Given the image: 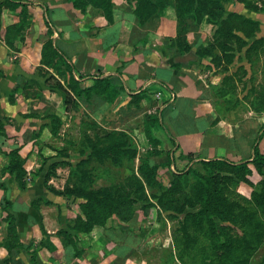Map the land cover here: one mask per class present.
I'll list each match as a JSON object with an SVG mask.
<instances>
[{
  "label": "crops",
  "instance_id": "obj_1",
  "mask_svg": "<svg viewBox=\"0 0 264 264\" xmlns=\"http://www.w3.org/2000/svg\"><path fill=\"white\" fill-rule=\"evenodd\" d=\"M18 1L28 6V24L36 28L49 23L52 29L49 38L59 47L67 62L76 67L75 77L82 86L93 85L97 77L113 79L120 94L113 103H104L106 107L112 106L117 113L116 120L124 124L146 119L144 130L140 129L138 136L143 137L144 142L138 143V149L140 154L153 150L161 152V157L151 159L153 163L166 162L170 156L172 167L181 170L201 160H252L254 144L263 134L260 117L253 111L247 112L245 117H237L243 104L231 114L219 107L224 99L218 98L211 87L221 85L227 74H220L210 58L196 55L201 46L211 41V26L203 24L199 30L190 32L188 41L192 50L181 54L174 43L177 19L173 8L140 26L134 14V3L128 0H113L115 13L110 22L93 6L82 12L66 0ZM5 18L7 13L3 14V30L10 25L5 23ZM9 50L6 40L0 38V68L6 75L0 85L12 89L25 72L9 60ZM26 58L30 61L29 56ZM158 92L162 93L160 98L156 96ZM239 98L243 102V97ZM96 99L99 97H94L92 104ZM0 103L3 107L2 99ZM149 116L159 119L156 126L149 125L158 140L156 146L145 132ZM8 146L10 148L11 144ZM259 146L264 152V134ZM8 148L3 147L5 151H9ZM187 155H193V160L186 159ZM156 158L163 161H156ZM7 162L0 152V183H6L9 188L23 249L9 250L0 246V264H32L31 257L24 250L32 243L39 250V264H149L139 255L133 237H128L112 252L98 254L91 245L86 246L83 256L76 258L73 248H65L56 235L66 228L67 199L49 191L43 175L20 190L8 174L1 173ZM39 198L51 202L55 208L54 205L59 206L58 212L54 214L52 205L47 209L41 205L33 206L32 202ZM4 202L5 193L0 188V205ZM6 215L0 208V244L8 235ZM48 243L54 246V251L47 246Z\"/></svg>",
  "mask_w": 264,
  "mask_h": 264
},
{
  "label": "trees",
  "instance_id": "obj_2",
  "mask_svg": "<svg viewBox=\"0 0 264 264\" xmlns=\"http://www.w3.org/2000/svg\"><path fill=\"white\" fill-rule=\"evenodd\" d=\"M66 1L82 12H86L89 6H93L102 11L109 22L113 20L115 13L113 0ZM128 1L134 3V14L140 26H144L155 17L163 16L168 8H173L177 19V37L174 43L181 54L191 52L192 46L188 41V34L199 30L205 18V22L214 28L212 41L206 46H201L196 55L199 58H210L212 64L214 63L212 60H222L221 55L227 49L222 48L223 40H231V45H238L239 41L240 44L236 46L243 48L248 45L245 40L254 37L257 28L260 27L259 21L236 13L225 17L224 4L229 0ZM5 11L23 15L20 23L7 26L6 31L9 32L27 23L30 15L27 4L22 1L0 0V37L3 31L2 15ZM239 31L244 39L235 33ZM257 43L260 44L258 48L264 52V44L262 45L260 41ZM47 50L58 57L64 66L62 71L60 66L57 67L59 74H66L73 82L70 90L63 88L61 84L59 86L65 94L66 104L73 105L75 110H78L83 105L90 107L93 98L97 96L108 103H113L118 98L120 91L112 78L97 77L93 85L84 87L81 81L75 79L76 67L67 62L59 47L50 38L45 45L44 58L48 56ZM213 52H217L218 55ZM45 65L50 64L45 61ZM228 76L224 77L221 85L211 87L218 98L224 99L219 107L226 109V112L235 110L242 104L237 97L235 104L230 105L229 80L231 81L232 78ZM5 77L4 71L0 68V81ZM12 91L9 95L11 104L14 102ZM255 92L258 93L253 88L250 94L254 95ZM248 103L252 111L257 113L264 111V108L258 107L254 100L251 102L248 100ZM30 117L34 116L30 115ZM50 117L51 133L57 135V125L62 122L56 114ZM147 119L145 132L148 139L156 146L158 140L153 136L149 125L156 126L159 119L156 116H149ZM7 120H10L9 117L4 116L0 111V140L9 137ZM106 137L95 139L89 134H84L82 149L79 153L85 158L71 170V177L78 178L76 190L79 191V196L83 197V201L79 204L82 215L77 217L74 225L59 230L56 235L61 238L65 248H73L76 258L84 254V247L81 246L79 239L80 233H91L97 227H104L111 217H117L118 221L126 224L125 227H118L123 233L122 242H124L132 233L130 229L125 228L137 225L139 212L145 213L158 205L166 212L178 216L184 214L178 230L180 237L174 239V245L178 250L177 259L181 264H252L256 252L264 245V152L259 146L262 134L254 144L251 161L235 165L222 159L201 160L187 171L175 172L168 185L161 183L159 170L168 168L172 164L170 156L166 162L153 163L151 159L161 157L162 153L153 150L140 155L138 147L132 144L131 137L124 130L113 131ZM20 149V146H16L10 151H5L0 143V152L8 159L1 173L9 174L18 188L24 190L30 182L27 181L28 173L19 154ZM185 158L192 161L193 155H187ZM137 159L139 165L136 168L134 162ZM127 163L131 165L126 168ZM248 164L253 165L261 177L260 190L254 192L250 199H231L229 196L231 190L236 189L239 181L244 180L245 175L251 173ZM113 168H124L130 173L123 180H118ZM101 178H105L107 184L96 188ZM49 181L50 177L46 175L44 185L52 191L48 185ZM0 188L5 193V202L0 205V208L7 214L4 220L7 223L8 233L7 239L0 246H5L9 250L23 249L18 232V216L13 202L9 199V188L2 182ZM187 190L190 194L186 193ZM73 191L68 195L73 196ZM60 195L67 194L60 193ZM40 202L51 204L39 198L33 201L32 205L38 207ZM197 206H199L197 211L186 212ZM110 229L116 230L113 226ZM47 246L52 251L55 250L53 245L48 243ZM24 250L31 257L32 264H39V250L33 243ZM169 261L175 263L174 251L169 254L168 263ZM259 264H264V258Z\"/></svg>",
  "mask_w": 264,
  "mask_h": 264
},
{
  "label": "rangeland",
  "instance_id": "obj_3",
  "mask_svg": "<svg viewBox=\"0 0 264 264\" xmlns=\"http://www.w3.org/2000/svg\"><path fill=\"white\" fill-rule=\"evenodd\" d=\"M224 6L225 17L231 13H236L260 22V27L257 28L255 36L245 40L247 46L238 48L239 41L236 46L230 44L231 40H223L222 48L227 49L223 55L220 54L222 60H212V62L214 61L212 65L220 74H227L230 79L232 78L231 81L229 80L230 105L235 104L237 97L242 96L244 98L243 106L238 110L239 112L237 111V117H245L247 112L252 111L248 100L250 102L254 100L258 107L264 108V52L258 48L260 44L257 43L260 41L262 45L264 44V0H229ZM5 13H7V18L4 21L10 25L20 23L23 18V15L19 16V14L9 11H5ZM205 21L204 18L200 28L203 27V24L209 25ZM48 24L46 22L45 27L37 26L35 28L34 25L27 22L12 32L6 30L1 32L0 38L6 40L10 48L9 60L17 66H21L25 73L19 77L12 89L0 85V96L4 103V106L0 107V111L1 114L10 119L7 120L9 137L1 139L0 143L5 149L11 144L8 148L9 151L16 146L21 147L19 154L28 173V182L34 181L41 175L44 177L49 175L48 185L52 188L51 192L56 196H63L60 193L70 195L71 191L74 190L73 196H63L67 199V227L74 225L77 217L82 215L79 204L83 201V197L79 196V191L76 190L78 178L71 177V170L85 158L79 153L82 149L84 134H89L95 139H102L107 138L106 136L113 131L124 130L131 137L132 144L138 147V143L144 142L143 137L138 136H140V129H143L146 119L140 118L130 124L119 122L116 120L115 115L117 113H114L112 106L106 107L100 98L94 101L92 107L83 105L78 110H75L73 105L66 104L65 94L59 86L61 84L63 88L70 90L73 87V82L69 80V76L66 74H59L57 67L60 66L61 70L64 69V66L58 57L50 54L48 50L46 53L50 58L48 56L43 57L45 45L49 40V34L52 32ZM209 26L214 29L212 25ZM175 29L177 28L175 27ZM235 33L244 39L240 31ZM211 41H208L206 45ZM213 54L218 55L217 52H213ZM28 56L30 61L26 58ZM45 61L50 65H45ZM253 88L258 93L255 92L254 95H251L250 91ZM11 91L14 100L12 104L9 101ZM233 111L234 109L227 112L231 114ZM98 112L100 113L98 114ZM254 113L260 117L261 131L264 134V111ZM54 114L62 122L57 125V135L51 133L50 116ZM30 115L34 117H30ZM143 154L146 153L143 152L140 155ZM64 155L66 156L64 157ZM155 160L163 161L161 158ZM230 163L239 165L243 162ZM130 165L127 163L125 167ZM138 165L139 160L137 159L134 166L137 168ZM192 165L193 163L180 170L173 168L170 164L168 168L159 170V179L161 183L168 185L175 172L187 171ZM31 166L32 168H30ZM248 168L251 173L246 174L244 180L239 179L238 186L236 189H232L229 194L231 199H250L254 192L260 190L261 177L253 165L248 164ZM113 170L118 180H123L130 173L124 168H113ZM51 181L53 182L50 183ZM106 184L105 178H101L98 180L96 188ZM186 193L190 194V191L187 190ZM39 205L42 208L44 206L43 209L52 205L51 209L54 214L59 210V206L54 205L55 208L52 203L40 202ZM198 208L199 206L186 212H195ZM183 217L184 214L178 216L164 211L161 206L157 205L145 213L139 212L137 225L125 229L132 231V235L130 234V237H133L132 242L138 245L139 255L147 259L149 264H181L177 259L178 250L174 245V239L180 237L178 230L180 220ZM111 226L116 230L112 231ZM119 226L125 227L126 224L118 221L117 217H111L104 227H97L91 233H80V244L82 247L91 245L98 254L112 252L122 243L124 237L118 229ZM172 251L175 254V263H170V261L168 263L169 254ZM263 258L264 245L256 252L252 264H259Z\"/></svg>",
  "mask_w": 264,
  "mask_h": 264
},
{
  "label": "built area",
  "instance_id": "obj_4",
  "mask_svg": "<svg viewBox=\"0 0 264 264\" xmlns=\"http://www.w3.org/2000/svg\"><path fill=\"white\" fill-rule=\"evenodd\" d=\"M161 94H162L161 92H158L156 96L160 98Z\"/></svg>",
  "mask_w": 264,
  "mask_h": 264
}]
</instances>
